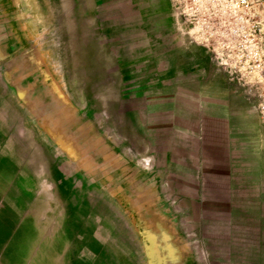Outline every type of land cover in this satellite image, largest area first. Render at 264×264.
I'll list each match as a JSON object with an SVG mask.
<instances>
[{"label": "rangeland", "instance_id": "374dc122", "mask_svg": "<svg viewBox=\"0 0 264 264\" xmlns=\"http://www.w3.org/2000/svg\"><path fill=\"white\" fill-rule=\"evenodd\" d=\"M14 2L42 37L61 92L93 119L92 153L106 149L108 170L123 174L109 188L130 183L133 165L157 161L198 264H264V0ZM51 148L36 149L41 190L17 216L5 203L3 166L0 264H83L69 204L79 180ZM112 194L113 207L96 209L118 214L130 236L137 208L116 207Z\"/></svg>", "mask_w": 264, "mask_h": 264}, {"label": "crops", "instance_id": "0c3cea01", "mask_svg": "<svg viewBox=\"0 0 264 264\" xmlns=\"http://www.w3.org/2000/svg\"><path fill=\"white\" fill-rule=\"evenodd\" d=\"M41 38L29 33L23 6L0 0V179L7 166V206L17 216L36 204L41 190L36 149L46 142L79 180L69 204L83 264H198L181 212L163 195L160 163L150 170L133 165L130 183L109 188L123 174L108 170L106 149L92 153L93 119L61 92L58 70L42 50ZM84 182L106 197L93 198ZM108 191L116 207L137 208L130 236L118 214L96 209L98 204L113 207Z\"/></svg>", "mask_w": 264, "mask_h": 264}, {"label": "built area", "instance_id": "2783aa9c", "mask_svg": "<svg viewBox=\"0 0 264 264\" xmlns=\"http://www.w3.org/2000/svg\"><path fill=\"white\" fill-rule=\"evenodd\" d=\"M251 57H253L254 60H258L257 66L262 67V64H263V62L261 61L262 60V52H260V50H258V49L252 50ZM262 75H264V74H262ZM258 110H259L260 118L264 124V91L261 93V99H260V102L258 105Z\"/></svg>", "mask_w": 264, "mask_h": 264}, {"label": "bare ground", "instance_id": "6f19581e", "mask_svg": "<svg viewBox=\"0 0 264 264\" xmlns=\"http://www.w3.org/2000/svg\"><path fill=\"white\" fill-rule=\"evenodd\" d=\"M8 218H10V217H8ZM20 223H21V222H20ZM18 225H19V223H18ZM20 225H21V224H20ZM17 227H18V226H17ZM20 228H21V227H20ZM21 229H22V228H21ZM22 230H23V229H22ZM22 230H21V231H22ZM13 232H14V231H13ZM12 234H13V233H12ZM12 234H11V235H12ZM11 235H10V236H11ZM67 235H68V234H67ZM13 236H14V235H12V239L15 238V237H13ZM17 236H18V235H17ZM16 243H17V242H16ZM16 245H17V244H16ZM16 248H17V246H16ZM14 253H15V252H14ZM19 261H20V260H19ZM22 261H23V259H22Z\"/></svg>", "mask_w": 264, "mask_h": 264}]
</instances>
